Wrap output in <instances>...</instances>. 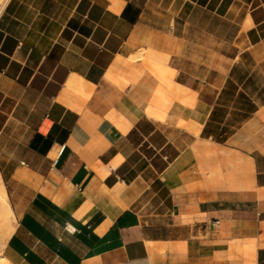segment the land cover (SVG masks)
Listing matches in <instances>:
<instances>
[{"label": "crops", "instance_id": "1", "mask_svg": "<svg viewBox=\"0 0 264 264\" xmlns=\"http://www.w3.org/2000/svg\"><path fill=\"white\" fill-rule=\"evenodd\" d=\"M0 176V264H264V0H8Z\"/></svg>", "mask_w": 264, "mask_h": 264}, {"label": "bare ground", "instance_id": "2", "mask_svg": "<svg viewBox=\"0 0 264 264\" xmlns=\"http://www.w3.org/2000/svg\"><path fill=\"white\" fill-rule=\"evenodd\" d=\"M7 1L8 0H0V13H1L2 9L4 8L5 4L7 3ZM0 207H1V210H3V212H4V216L7 218L10 217L11 211H10V205L8 202V194H7V191L3 185L1 176H0ZM1 220L2 219L0 217V230H1ZM5 220H7V219H5ZM8 221L9 222L11 221L10 218ZM6 223H7V221H6ZM11 230H12V227H10V225H9V226H7V228L5 230H2L1 233L9 235Z\"/></svg>", "mask_w": 264, "mask_h": 264}, {"label": "rangeland", "instance_id": "3", "mask_svg": "<svg viewBox=\"0 0 264 264\" xmlns=\"http://www.w3.org/2000/svg\"><path fill=\"white\" fill-rule=\"evenodd\" d=\"M10 211H11L10 217L7 218V217L4 216V212H3V210H1V207H0V217L2 219L1 220V230H0V249H1L2 245L5 243L6 239L9 237V235H7V234H2L1 231L5 230L7 228V226H9V225H10V227H13V224H14V221H15V218L13 217V213H12L11 207H10ZM9 218L11 220L10 222L8 221ZM5 219H7V220H5ZM6 221H7V223H6Z\"/></svg>", "mask_w": 264, "mask_h": 264}, {"label": "built area", "instance_id": "4", "mask_svg": "<svg viewBox=\"0 0 264 264\" xmlns=\"http://www.w3.org/2000/svg\"><path fill=\"white\" fill-rule=\"evenodd\" d=\"M64 149H65V146L62 147L61 153L64 151ZM217 223H218V221H217Z\"/></svg>", "mask_w": 264, "mask_h": 264}]
</instances>
